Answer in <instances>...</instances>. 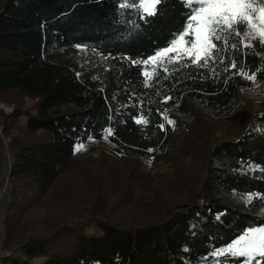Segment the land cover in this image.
Returning <instances> with one entry per match:
<instances>
[{
  "label": "trees",
  "instance_id": "obj_1",
  "mask_svg": "<svg viewBox=\"0 0 264 264\" xmlns=\"http://www.w3.org/2000/svg\"><path fill=\"white\" fill-rule=\"evenodd\" d=\"M119 2L0 4V102L15 90L35 99L33 108L16 109L12 117L24 118L26 134L46 137L29 141L18 136L11 142L0 235L4 247L15 243L0 264H214L213 250L250 227L264 226V200L248 203L243 198L249 193L264 196L263 104L238 134L212 148L217 162L201 190L167 220L126 229L49 212L41 231L32 232L36 222L26 220V214L56 187L76 159L78 144L97 141L107 145L112 157L150 161L167 150L190 106L229 113L251 99L264 100L261 47L226 54L249 74L256 72L257 83L234 75L237 69L224 71L226 59L208 68L170 67L145 87L143 65L132 61L164 48L180 31L187 9L180 0H164L158 14L145 22L119 9ZM166 97L171 99L165 102ZM141 115L148 118L147 125L135 123ZM109 128L113 134L105 139ZM16 187L31 193H17ZM243 259L229 257L225 263L242 264Z\"/></svg>",
  "mask_w": 264,
  "mask_h": 264
},
{
  "label": "rangeland",
  "instance_id": "obj_2",
  "mask_svg": "<svg viewBox=\"0 0 264 264\" xmlns=\"http://www.w3.org/2000/svg\"><path fill=\"white\" fill-rule=\"evenodd\" d=\"M2 100L0 202L4 192L9 190L11 142L18 136L29 141L46 138L26 134L24 118L12 117L16 109L33 108L35 99L15 90L5 93ZM263 104V99H251L229 113L190 106L182 125L176 126L167 150L150 161L112 157L105 143L90 141L83 144L84 149L76 151V159L50 195L26 214V220L36 222L31 226L32 232L39 230L49 212L52 217L59 215L66 220L93 221L95 225L97 221L106 222L126 229L167 220L201 190L209 168L217 162L211 158L212 148L238 134ZM4 126L8 127L6 132ZM16 190L25 196L31 193L22 188L16 187ZM12 245L9 248L3 246L6 255L11 253Z\"/></svg>",
  "mask_w": 264,
  "mask_h": 264
},
{
  "label": "snow or ice",
  "instance_id": "obj_3",
  "mask_svg": "<svg viewBox=\"0 0 264 264\" xmlns=\"http://www.w3.org/2000/svg\"><path fill=\"white\" fill-rule=\"evenodd\" d=\"M180 2L187 9L180 31L173 34L169 43L149 58L132 61L134 64L143 65L144 86L150 87V82L160 77L162 73H169L170 67L172 70L189 66L208 68L210 64H225L226 59L224 71L237 69L234 75L257 83L256 72L249 74L242 65L238 67L237 59L227 57L226 54L229 49L240 51L264 48V0H180ZM163 3L164 0H120L119 9L130 10L147 22L149 17L158 14L159 6ZM123 14L122 11L121 15ZM84 50L81 48V51ZM212 70L215 71L214 68ZM164 78L167 79L168 76L165 75ZM170 99L171 97H166L165 102ZM164 119L169 125H175V121L168 119L166 114ZM135 123L147 125L149 120L141 115L135 118ZM159 127L163 129L164 124ZM112 134L111 128L106 129L105 139ZM82 149L84 145L79 144L75 150L79 152ZM243 198L248 203L254 198L264 200V196L251 193ZM210 255L216 258V264H225L229 257L244 258L242 264H264V226L244 230L225 247L213 250ZM220 257H224L225 261H221Z\"/></svg>",
  "mask_w": 264,
  "mask_h": 264
},
{
  "label": "built area",
  "instance_id": "obj_4",
  "mask_svg": "<svg viewBox=\"0 0 264 264\" xmlns=\"http://www.w3.org/2000/svg\"><path fill=\"white\" fill-rule=\"evenodd\" d=\"M5 253H6V251L3 249L2 240L0 237V261H1L2 257H4L6 255Z\"/></svg>",
  "mask_w": 264,
  "mask_h": 264
}]
</instances>
